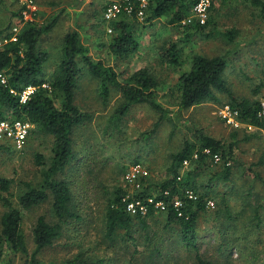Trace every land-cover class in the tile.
<instances>
[{
	"label": "rangeland",
	"instance_id": "1",
	"mask_svg": "<svg viewBox=\"0 0 264 264\" xmlns=\"http://www.w3.org/2000/svg\"><path fill=\"white\" fill-rule=\"evenodd\" d=\"M112 0H37L38 15L33 23L44 25L58 17L50 31L43 33L39 49L48 55L44 76L51 78L60 64L65 35L78 31L82 42L96 60L112 65L125 79L141 68L159 80L158 101L168 108L169 117L155 127L160 114L146 104H135L126 115L112 118L125 101L122 93L111 87L107 104L101 95L100 81L81 67L75 89V102L91 114V118L74 132L77 158L62 174L70 183L74 209L79 218L64 224L63 235L38 255L39 264H68L78 255L88 264H129L135 249V264H197L195 249L183 243L179 228L170 224L166 210H152L136 218L131 235L120 234L109 240L106 236V211L117 188L127 197L141 196L146 188L154 196L160 194L158 184L167 176L171 154L184 146L185 140H196L198 131L222 142L239 141L230 156L232 173L229 181L221 179L222 159H209L206 165L188 161L182 173L195 171L193 180L203 194L209 185L210 199L197 222L196 245L201 254L216 264H264V135L257 128L238 118L227 103L226 93L218 92V102H205L180 110L179 77L191 69L196 55H222L227 59L224 72L228 86L239 100L260 101L264 98V19L252 0H213L206 25L170 23L171 16L150 19L148 10L143 18L132 19L139 50L120 57L110 44L115 37L106 22L104 9ZM21 8L20 0H0V31L13 25L21 29L26 23L14 13ZM192 12L188 16H191ZM114 22V21H113ZM201 26V28L198 27ZM12 31L8 29L6 33ZM234 33V40L228 34ZM4 34V35H5ZM0 36V45L3 39ZM175 43L181 65L165 60L162 48ZM258 91V93H256ZM60 105V100H57ZM6 117H13L9 109ZM52 136L32 124L30 138L23 149H6L0 144V176L13 180L11 191L15 202L24 191L25 182L40 183L42 167L36 154L51 155ZM147 174L139 175L138 183L126 179L136 164ZM192 193L195 195L193 190ZM189 191V192H190ZM196 197V195H195ZM5 206L0 201V221ZM137 216L138 213H131ZM54 222L57 218L52 202L24 212L23 229L30 252L35 249L33 229L39 217ZM27 256L4 248L2 264H25Z\"/></svg>",
	"mask_w": 264,
	"mask_h": 264
},
{
	"label": "trees",
	"instance_id": "2",
	"mask_svg": "<svg viewBox=\"0 0 264 264\" xmlns=\"http://www.w3.org/2000/svg\"><path fill=\"white\" fill-rule=\"evenodd\" d=\"M196 2L197 0H149L148 10L151 14L149 18L171 16L170 23L181 25L192 12V6ZM252 3L259 8L261 17L264 19V0H252ZM21 12L22 5L14 15L22 17ZM57 21L58 17L44 25L28 22L17 33L16 40L12 39L13 31L5 34L8 29L13 30L16 24L13 27L9 26L5 31H0L1 39H3L0 45V119L7 118L4 111L9 109L14 118L30 121L40 130L51 135L53 139L48 162L45 163L41 153H37L35 157L36 164L43 166L41 182L37 184L31 181L25 182L26 188L18 195L17 202L14 201V194L11 191L13 180L0 176V201L5 206L0 221V264H2L4 248L15 254L27 256L25 264H39L37 255L63 235L64 224L69 219L80 217L74 209L75 201L70 183L62 177L67 167L77 158L73 144L75 129L91 118V114L83 111L75 102V89L81 72L78 59L87 66L89 74L100 81L101 95L105 99V104L110 97L111 87L118 89L125 98L112 118L122 119L135 104H146L160 114L155 127H158L166 118H170L169 109L158 101L160 82L148 68L135 71L123 83L112 65L92 57L88 46L82 42L76 30L69 31L65 35L60 64L52 77L46 78L44 64L48 55L39 49L38 44L43 33L50 31ZM112 23L116 34L110 44L112 52L120 57H126L138 51L139 42L133 31L132 19L129 16H122ZM228 36L233 41L235 34L232 32ZM162 54L170 64H182L180 52L175 43H166L162 48ZM226 67L225 56L196 55L191 69L183 71L179 77V109H189L205 102H218L217 93L223 92L229 96L230 101L227 105L232 111L238 113V118L261 129L264 127V119L259 116L261 100L237 99L224 78ZM1 76L6 77L5 83L2 82ZM44 84L47 86L44 87ZM30 85L36 86L37 90L25 103H21L19 93ZM12 90L17 93H13ZM58 99L60 105L57 104ZM238 143L237 140L227 145L203 131H198L195 141L185 140L184 146L170 155L168 174L158 184L160 194L155 196L156 201L162 200L168 204L166 211L169 223L179 228L183 243L195 249L197 264H216L205 258L196 245L197 222L200 213L206 209L211 189L208 185L206 191L199 194L198 185L193 180L195 171L182 173L184 163L193 161L198 166L209 167L207 165L209 159L214 160V155L219 154L222 159L221 166H223L219 176L229 181L232 173V166L229 164L230 156L233 155V149ZM0 144L6 149L19 150L1 141ZM148 188L140 194L146 200L154 196ZM190 190L194 191L195 198L189 197ZM126 197L127 192L119 187L108 203L106 236L109 240H114L116 236L122 234L125 239L135 241L131 235L134 220L139 218L144 223L140 214L133 216L127 210V201L130 199L124 201ZM176 198H180L183 202V205L178 208L174 206ZM49 200L52 202V209L57 220L50 222L44 216L38 218L33 229L35 249L30 252L23 229L24 212ZM149 208L151 211L149 214H152L154 208L153 206ZM136 253L138 249H135L129 264H135ZM68 264H88V262L78 255L76 259L69 260Z\"/></svg>",
	"mask_w": 264,
	"mask_h": 264
},
{
	"label": "built area",
	"instance_id": "3",
	"mask_svg": "<svg viewBox=\"0 0 264 264\" xmlns=\"http://www.w3.org/2000/svg\"><path fill=\"white\" fill-rule=\"evenodd\" d=\"M22 5V20L24 23L34 22L38 15V2L37 0H20ZM213 5V0H197V2L192 6V15L188 16L183 20L184 23H193L197 22L199 25H206L211 9ZM149 0H112L104 9V19L106 22L110 23L113 21L119 20L122 16L133 17L136 16L138 18H143L148 10ZM13 38L17 39V33L20 31L19 26H15L13 28ZM109 31L112 32L113 28L110 27ZM1 80L3 83L6 82V77L1 76ZM44 87L47 84L43 85ZM37 90L36 86L30 85L27 86L20 94L21 103H25L27 99H29ZM13 93H17L12 90ZM261 108L259 112V116L264 119V98L261 99ZM32 130V123L26 119L7 117L4 119H0V141L2 143H7L13 146L16 149H23L30 137ZM264 135V127L261 128ZM209 152V150H207ZM214 159L216 161H220L221 157L219 154L214 155ZM187 163V162H185ZM147 174V171L142 168L141 164L134 165L130 171L126 174V179L130 182L137 184L139 175ZM189 197L195 198L192 191L189 192ZM130 199L127 201V210L130 213H138V214H146L149 212V206H153V208L167 210L168 204L164 201H156L155 196H150L146 199L141 196H132L124 198ZM183 202L180 198H176L174 200V206L179 207L182 206Z\"/></svg>",
	"mask_w": 264,
	"mask_h": 264
},
{
	"label": "crops",
	"instance_id": "4",
	"mask_svg": "<svg viewBox=\"0 0 264 264\" xmlns=\"http://www.w3.org/2000/svg\"><path fill=\"white\" fill-rule=\"evenodd\" d=\"M4 41H6V39H4Z\"/></svg>",
	"mask_w": 264,
	"mask_h": 264
}]
</instances>
